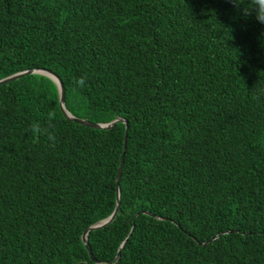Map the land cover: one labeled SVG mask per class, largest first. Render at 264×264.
<instances>
[{"label":"trees","instance_id":"1","mask_svg":"<svg viewBox=\"0 0 264 264\" xmlns=\"http://www.w3.org/2000/svg\"><path fill=\"white\" fill-rule=\"evenodd\" d=\"M40 69L127 129L69 120L45 75L0 84V264H96L122 155L99 264H264V25L227 0H0V80Z\"/></svg>","mask_w":264,"mask_h":264},{"label":"water","instance_id":"2","mask_svg":"<svg viewBox=\"0 0 264 264\" xmlns=\"http://www.w3.org/2000/svg\"><path fill=\"white\" fill-rule=\"evenodd\" d=\"M33 73L34 74L45 75V76L51 78L54 81V83L57 85V88H58V91H59V104H60V108H61L62 112L64 113V115L69 120L75 121V122H77L79 124H82V125H86V126H89V127H92V128H99V129H110L112 126H114L116 124V122L121 121V122H124L125 123L126 129H127V122H126V120H123L121 118H116L115 120H113V121H111V122H109L107 124H95V123L88 122V121H86L84 119H80V118L73 117L65 109V107H64L65 90H64V86H63V83H62L61 79L57 75H55L54 73H52V72H50L48 70L40 69V70H30V71H25V72L17 73V74H14V75H11L9 77H6V78L1 79L0 80V84L10 82V81L16 80V79H18V78H20V77H22L24 75L33 74ZM126 139H127V137L125 135V137H124V149H125V145H126ZM123 159H124V155H122V157H121V162H120V166H119V170H118L117 178H116L117 204H116L115 210L105 220H102V221L96 223L95 225L90 226L88 229H86V231L82 235V242L84 243V245H85V247L87 249V252H88L90 258L96 264H99V262H97L94 259L93 255H92L91 248H90V246H89V244L87 242V234H88V232L90 230L99 229V228H102V227L106 226L107 224H109L114 219V217H115V215L117 213V209H118V205H119V179H120V174H121V168H122V165H123ZM220 235L221 234H218L217 236H215L211 240H215ZM123 245H122V247H123ZM119 256H120V250L117 252V255L115 256L114 260H118ZM108 263H106V264H108Z\"/></svg>","mask_w":264,"mask_h":264},{"label":"clouds","instance_id":"3","mask_svg":"<svg viewBox=\"0 0 264 264\" xmlns=\"http://www.w3.org/2000/svg\"><path fill=\"white\" fill-rule=\"evenodd\" d=\"M237 11L242 13L244 17L253 16L255 20L264 25V0H227ZM77 87H84L86 84V77L81 76L75 81ZM54 117V113H49V120ZM30 133L34 136H45L48 141L54 145L56 137L51 130V125L45 127L34 122L29 129Z\"/></svg>","mask_w":264,"mask_h":264}]
</instances>
